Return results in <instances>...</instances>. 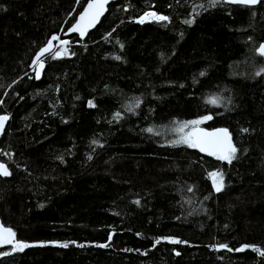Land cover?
<instances>
[{"label":"trees","instance_id":"16d2710c","mask_svg":"<svg viewBox=\"0 0 264 264\" xmlns=\"http://www.w3.org/2000/svg\"><path fill=\"white\" fill-rule=\"evenodd\" d=\"M87 1L0 0V264H264V0H121L64 39ZM208 116L231 163L174 144Z\"/></svg>","mask_w":264,"mask_h":264},{"label":"snow or ice","instance_id":"6c2138e0","mask_svg":"<svg viewBox=\"0 0 264 264\" xmlns=\"http://www.w3.org/2000/svg\"><path fill=\"white\" fill-rule=\"evenodd\" d=\"M108 2V0H89L87 7L80 14L79 19L76 23L69 29L72 32H79L81 36L85 34L87 29L93 26L99 17L103 14L104 6ZM220 2V0H211L212 6H215L216 3ZM232 3H240L245 5H254L258 2V0H229ZM146 16L154 15L152 13H146ZM157 20H165L167 17L164 16H156ZM141 22H143V18H141ZM192 21H186V23H191ZM58 37L53 36L51 40L48 41L47 46L41 48L40 51L36 55V59L33 60V64L37 66V68H43V61L41 59L46 53L52 52L53 44L52 41L57 40ZM61 43L66 44L67 41H62ZM61 51L66 52V49H62L53 54V58L55 59L57 56L61 54ZM261 56H264V44H261L257 49ZM259 75V73H257ZM40 72L37 70L36 76L39 77ZM203 75V73H201ZM216 99H212L210 103L215 104ZM89 106H93L92 102H89ZM131 110V109H129ZM119 116V113H117ZM8 119L7 116H0V129L3 128L4 122ZM211 119L210 116L203 117L199 120H193L189 122L182 123L178 126L176 131L179 133V139L174 141V144H186L190 148H198L201 152H205L210 156H215L218 160H226L229 163L236 157L237 149L233 145L231 136L227 129H218L215 131H205L201 129L199 125L204 122V120ZM185 129H189L185 131ZM146 131L152 132L153 129L149 128ZM246 131V130H245ZM95 143V141H94ZM0 175L8 176L10 175L7 167L4 164H0ZM212 178L213 186L216 192H220L224 187L223 184V174L219 172H213L209 174ZM14 233L11 229H6L0 227V244H12L14 243ZM173 243H179V241H171ZM159 243V240L157 241ZM28 245L22 243H16V247L14 250H23V248ZM66 247L67 245H62ZM102 247L104 245H101ZM221 248L226 247V245H220ZM259 252L260 255L264 256V252H261L260 249H254ZM240 251V249H237Z\"/></svg>","mask_w":264,"mask_h":264},{"label":"water","instance_id":"95a60500","mask_svg":"<svg viewBox=\"0 0 264 264\" xmlns=\"http://www.w3.org/2000/svg\"><path fill=\"white\" fill-rule=\"evenodd\" d=\"M119 1H121V0H108V2L105 4V6H104V11H103V14L99 17V19L96 21V23L93 25V26H91V27H89L88 29H87V31L85 32V34L83 35V36H81L80 35V33L79 32H72V31H69V29L76 23V21L79 19V16H80V14L84 11V9L87 7V5H88V3H89V0L85 3V5L83 6V8H82V10L78 13V15L76 16V18H75V21L70 25V27L66 30V32L63 34V38L64 39H67V38H69V37H72V36H76L80 41H84L86 38H87V36L89 35V33H91L99 24H100V22H101V20L103 19V17L106 15V13L108 12V8H109V5L110 4H112V3H116V2H119ZM223 2L225 3V4H228V5H240V6H248V7H255V6H257L258 5V3H259V0H258V2L256 3V4H254V5H245V4H240V3H232V2H229V0H223ZM56 37H58V36H56ZM63 41H65V40H63ZM59 42H62V41H59V38L57 39V40H54V41H52V44H53V49H52V52H50V53H46L44 56H42L41 57V59H42V61H43V68H37V66L35 65V72H34V76H35V78H36V80H40L41 79V77H42V74H43V72H44V68H45V62H44V60L48 57V56H50V55H53L55 52H57V51H60V50H56V48L58 47V45H59ZM264 44V43H263ZM47 46V45H46ZM45 46V47H46ZM258 52V51H257ZM258 54H259V52H258ZM260 55V54H259ZM261 56V55H260ZM64 57V54H63V52H61V54L59 55V56H57L56 58L57 59H62ZM262 57V59H263V61H264V56H261ZM37 70L40 72V75H39V77L37 78V76H36V72H37ZM7 123H8V120H6L5 122H4V126H3V128L2 129H0V138L2 137V135H3V133H4V130H5V128H6V126H7ZM201 128V127H200ZM201 129H204L205 131H209V132H211V131H215V130H218V129H224V128H216V129H212V130H209V129H205V128H201ZM230 134V133H229ZM230 136H231V134H230ZM231 140H232V137H231ZM232 143H233V140H232ZM233 145H234V143H233ZM195 150H197L200 154H202V155H204V156H207V157H210V158H215V156H210V155H208L207 153H205V152H201L198 148H195ZM222 161V160H221ZM225 161V160H224ZM0 164H4V163H2V162H0ZM5 165V164H4ZM6 166V165H5ZM7 167V166H6ZM0 177L1 178H5V177H7V176H2V175H0ZM0 227H2V228H6V227H4L3 225H2V223H1V220H0ZM6 229H8V228H6ZM0 245H6V244H0Z\"/></svg>","mask_w":264,"mask_h":264},{"label":"built area","instance_id":"2783aa9c","mask_svg":"<svg viewBox=\"0 0 264 264\" xmlns=\"http://www.w3.org/2000/svg\"><path fill=\"white\" fill-rule=\"evenodd\" d=\"M147 13H152V14H154V15H149V16H146L145 14L141 17V18H143V22H149V21H162V20H157L155 17L156 16H158V15H156L153 11H149V12H147ZM141 18L139 19V22H141ZM147 18H153V19H150V20H147Z\"/></svg>","mask_w":264,"mask_h":264},{"label":"rangeland","instance_id":"374dc122","mask_svg":"<svg viewBox=\"0 0 264 264\" xmlns=\"http://www.w3.org/2000/svg\"><path fill=\"white\" fill-rule=\"evenodd\" d=\"M150 19H153V18H147V20H150ZM153 21V20H152ZM67 44V43H66ZM66 44H63V43H61V42H59V45H58V48H57V50L59 49V46H64V45H66ZM211 180H212V178H211ZM213 183V182H212ZM214 187V186H213Z\"/></svg>","mask_w":264,"mask_h":264},{"label":"bare ground","instance_id":"6f19581e","mask_svg":"<svg viewBox=\"0 0 264 264\" xmlns=\"http://www.w3.org/2000/svg\"><path fill=\"white\" fill-rule=\"evenodd\" d=\"M58 48V47H57ZM57 48H56V50H57Z\"/></svg>","mask_w":264,"mask_h":264}]
</instances>
